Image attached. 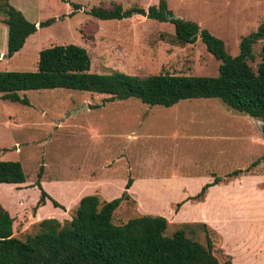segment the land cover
Listing matches in <instances>:
<instances>
[{
    "label": "rangeland",
    "instance_id": "rangeland-1",
    "mask_svg": "<svg viewBox=\"0 0 264 264\" xmlns=\"http://www.w3.org/2000/svg\"><path fill=\"white\" fill-rule=\"evenodd\" d=\"M10 2L32 23L39 24L48 20L55 22L49 27L39 28L37 33L29 37L25 47L18 54L8 58V27L3 23L4 16L0 15L2 72H36L39 69V55L42 50L55 45L73 44L89 52L92 73L122 72L141 77L159 74L201 77L219 75L220 62L207 51L200 39L194 44L182 46L175 44L172 41L175 36L174 25L142 15L144 11L149 14V8L158 5L159 0H10ZM75 4L80 5L81 9L76 11L75 15L69 16L75 11ZM113 4L122 5L124 10L137 8L139 11L132 17L122 20L103 21L89 15L94 7L109 8ZM168 6L174 17L194 21L201 28L223 39L232 56L239 54L242 37L256 31L264 18V0H168ZM262 45V42L258 43L254 49L256 60L252 61L251 65L255 69L262 61L260 56ZM20 95L27 98L31 105L2 100L0 94V161L20 162L27 178L26 183L18 186L0 184V203L5 204L15 216V235L25 239L28 234L39 231L37 223H34L37 218L34 208L40 199L41 191L33 185L38 180L41 167L44 166L42 186L57 201L76 194V191L68 194L62 183V180L69 178V173L75 172L71 171V168H77L82 173L96 171L100 177L104 174L113 175L114 181L108 186L107 194L115 195V198L122 195L125 189V187L122 189L123 180L130 176L127 175V161L118 159V152H121L119 149L112 154L114 165L110 170L101 166L102 160L105 159L102 156L101 140L97 138L105 134L102 113H91L90 105L81 106L83 100L97 103L105 95L67 89L25 91ZM130 102L132 106L140 108L142 113H150V118L152 112L160 113L159 110H167L163 107H150L134 98L130 99ZM201 102L218 103L222 108L225 106L218 99L183 101L175 107L176 109H169V113L164 117L167 120L169 118L174 120L182 114L183 119L188 114L187 110L193 111L194 116H197L201 109L193 110L191 106L202 104ZM231 112L238 118L251 120L248 115L233 110ZM149 121L154 123H143L142 126L141 162L133 173H129L136 178L149 174L162 177L165 173L181 178L183 175L202 173L208 169L228 173L236 167L251 164L258 159L257 155H263L260 146L246 141L252 137L249 127H244V134L237 135L232 141H225L224 132L212 131V134H209L211 138L220 141H193L189 146H179L174 140L182 131L185 135L188 130L189 136L196 135L189 137L191 140L200 137L204 140L208 134L205 133V129L192 127L191 123L186 126L187 130H183L181 126H172V122L169 123L171 125L160 128L155 119L151 118ZM261 122L263 121L255 123L253 137H262L264 128ZM179 125L185 126L183 122ZM82 128L84 130H81ZM167 138L169 140H166ZM158 143L165 145L168 151L164 155L171 159L154 161L146 158L149 155L146 147ZM191 180L194 182L186 186L184 192L179 193L151 194L144 186H138L133 191L132 198L140 204L139 212L142 215L157 214L169 220L170 225L166 232L168 236L178 230H184L188 237L204 245L207 243V237H210L214 253L223 261L228 257H223V251L219 250L221 239L212 231L213 227L211 226L208 233L199 224H183L187 222L186 219L201 217L218 226L220 234L225 237L224 248L228 254L236 250V240L257 236L260 229L264 230V221H257L258 215H262L264 220V206L257 207L251 204L257 198L264 200L263 192L254 191L250 195V191L245 189L237 194L231 190H224L212 194L211 199L214 201L212 203L196 201L185 203L184 215H177L182 209L178 208V204L189 196L197 195L203 187L198 189L197 185V182L203 181L201 177ZM170 182L176 183V180ZM168 187L177 189L175 184ZM236 196L241 198L240 202L235 199ZM135 201L124 203L116 212L114 217L116 224H122L137 214ZM72 210L74 209L70 207L68 212H71L64 214V211L49 205L41 214L52 216L50 218L65 216L71 220Z\"/></svg>",
    "mask_w": 264,
    "mask_h": 264
},
{
    "label": "trees",
    "instance_id": "trees-1",
    "mask_svg": "<svg viewBox=\"0 0 264 264\" xmlns=\"http://www.w3.org/2000/svg\"><path fill=\"white\" fill-rule=\"evenodd\" d=\"M75 15L81 9L74 5ZM139 11L124 10L120 4L112 7L98 6L90 10L94 18L122 20ZM0 15L8 27L7 57L12 58L26 45L29 37L39 28L51 26L55 20L32 23L10 0H0ZM168 0H159L149 8L148 17L175 26L173 43L194 44L198 39L207 51L220 62L217 77L159 74L146 77L122 72L97 74L91 72L92 60L87 49L77 45H55L44 49L39 55L36 72L0 71L1 99L30 106L20 93L67 89L86 93L108 95V101L138 99L150 107L171 108L182 101L218 99L230 109L264 122V18L258 29L242 37L240 52L232 56L223 39L190 20L172 18ZM263 43L262 61L255 69V46ZM100 105L94 108H100ZM264 157L247 170H237L229 175L239 176L260 164ZM44 166L38 174L34 187L41 191L34 212L50 200L55 208L65 209L53 199L42 186ZM26 174L20 162L0 161V184L21 185ZM222 179H216L219 183ZM129 179L125 191L118 198L106 200L100 194L85 196L73 210L71 220L61 222L45 219L37 223L39 231L28 234L25 239L15 235V218L0 203V264H232L231 257L221 261L214 253L213 241L207 237L206 245L188 237L184 230L167 235L170 222L157 215H136L122 224L114 217L124 203L132 202ZM206 185L194 197L201 201L208 188ZM185 201L178 204L181 207ZM209 233L210 227L201 224ZM227 258V257H226Z\"/></svg>",
    "mask_w": 264,
    "mask_h": 264
},
{
    "label": "crops",
    "instance_id": "crops-1",
    "mask_svg": "<svg viewBox=\"0 0 264 264\" xmlns=\"http://www.w3.org/2000/svg\"><path fill=\"white\" fill-rule=\"evenodd\" d=\"M103 95V94H102ZM110 96L105 95L100 101L97 103L92 102L90 100H83L81 106L83 105H90L89 111L91 113H102V121H103V130L105 134L98 137L97 139L101 140L102 144V156L105 160H102V165L105 166L106 170H110L112 166L114 165V160H112V154L118 149L121 152H118L119 156L118 159H123L127 161V175L130 176L127 180H123L122 183V189L126 187L129 179H132L133 183L131 188L129 189V193L132 197V193L138 186H144L145 190L150 192L151 194H160L165 192H184L185 187L189 186L192 181L191 179L200 178L203 179V181L197 182L198 189L201 188V186L211 185L204 198L201 201L196 202H202V203H212L214 202L212 198V194L220 193L224 190H231L235 192L236 194L241 192V190H247L250 191V195L255 192H263L264 193V160L260 162L259 165L254 167L249 172H243L239 176H232L229 177L230 174L237 170L245 171L247 170L254 162L264 157V133L262 134V137H253L254 134V125L255 123H259L261 120L254 119L250 117L251 120H248V118H238L235 114H232L230 108L223 106L222 108L220 104L218 103H209V102H201L202 104L191 106L193 110L199 109V114L197 116H194L193 111L187 110L188 114L185 116V118H181L182 114L178 116V118L172 120L169 118L167 120L166 114L169 113V109H176L175 107H178L179 104L175 105L171 108H165L167 110H159L160 113L152 112L151 118L155 119L157 124L160 128H164V126L171 125L169 123L172 122V126H181L183 130H187L186 126L188 123H191V126L198 127L199 129H205V133L208 134L204 139L201 140L200 138H195L193 140L189 139V137H194L196 135L189 136V130L186 132L185 135L182 131V133L179 135V133L176 135V140H174L175 143H177L179 146H189L191 145V142H216L220 141L216 138H211L209 134H212V131L217 132H224V135L226 136L225 141H232L233 139H236L237 135H242L244 127H249L250 133H252V137L250 139H246L247 142H249L252 145H257L262 148V154L263 155H257L258 159L252 162L249 165H246L245 167H236L233 171H230L228 173L226 172H217L212 171L211 169H208L205 172H195L192 175L187 174L183 175V177L180 178V176H173L170 174H162V177L155 176L153 174H149L147 176L136 178L133 177L132 174H129L130 172H134L136 169V166L141 162L142 159V144L143 141V132H142V126L143 123L150 124L154 123L152 121H149L150 113H142V110L140 108H137L135 105L132 106L130 99L125 101H108ZM197 100H210V99H197ZM191 101V100H187ZM100 105V108H94V106ZM159 107V106H155ZM86 108H88L86 106ZM164 108V107H163ZM204 109V110H203ZM186 110V109H185ZM234 111V110H233ZM236 112V111H235ZM163 116V117H162ZM171 119V120H170ZM246 119V120H243ZM175 121V122H174ZM243 121L245 122V125H243ZM183 122V125H179ZM264 128V122H261ZM88 129V128H86ZM117 129V131H116ZM81 130H84L83 128ZM88 132V131H87ZM264 132V129H263ZM150 135L153 134L152 132H147ZM220 134V133H219ZM100 135V134H99ZM204 136V135H203ZM165 137V136H164ZM215 137H218V135H215ZM151 139V138H149ZM231 139V140H230ZM166 140H169L168 138ZM95 146V143H93ZM149 151L147 159H153L154 161L160 160V161H168L167 156L164 154L168 151L166 149L165 145H158L155 146H147L146 147ZM188 149V147H187ZM260 156V157H259ZM146 159V160H147ZM217 160H222L221 158H216ZM251 162V161H250ZM140 166V165H139ZM92 167V166H91ZM75 170V172H71L68 175V179L62 180V183L66 187L67 193H73V191H76L75 195L70 196V198L64 197L59 199V203L65 207V209L56 208L64 211V214H68L70 212L69 209L72 207L75 209L81 199L88 195L93 194H100L102 197H104L106 200L111 201L115 199V195L107 194L108 186H110L114 179L113 175L110 174H104L101 177L98 176L97 172L91 171L89 172H80L79 169L71 168V171ZM101 178V179H99ZM216 179H222L219 183H214ZM170 180H176V183L170 182ZM261 182V183H260ZM96 183V184H94ZM93 184L95 185L93 188ZM171 184H175L177 186V189H172L171 187H168ZM22 185V184H21ZM18 186V185H17ZM202 187V188H203ZM18 189H21V187H17ZM92 190V191H91ZM202 190V189H201ZM125 191V189H124ZM123 191V192H124ZM122 192V193H123ZM75 193V192H74ZM49 194V193H48ZM50 195V194H49ZM51 196V195H50ZM196 196V195H195ZM220 196V195H218ZM217 196V197H218ZM52 197V196H51ZM194 196H189L186 198L185 203L193 202V200H190L189 198H192ZM216 197V200H217ZM238 202L241 201V198L239 199L238 196L235 197ZM56 200V199H55ZM133 202L135 201L132 198ZM237 202V204H239ZM137 204V212H139L140 204L135 201ZM184 203V204H185ZM195 203V201H194ZM216 203V201H215ZM264 200L257 198L252 201L251 204L254 206H264ZM182 205V209L179 214L177 215H184V206ZM3 205V204H2ZM49 205H53L50 200L47 201V204L44 207H41L37 210L35 215H37V218L35 219L34 223H38L45 219H50V215H42V211L44 209H47ZM4 208H6L13 218H15L14 214L11 213V211L8 209V207L4 204ZM241 206L242 202H241ZM55 208V207H54ZM73 211V210H72ZM156 214V213H155ZM142 215V214H141ZM157 215V214H156ZM264 215V214H263ZM159 216V215H157ZM192 218V217H191ZM258 222H263V216L258 215ZM261 218V219H260ZM54 219H57L59 221L68 220L65 216L62 217H56ZM183 224L190 225V224H206L210 228H212L218 237H220V248L219 250L223 251V257H231L232 264H264V230L263 228L260 229V231L257 232V236H249V238H245L243 240L238 239L236 240L235 246L236 250L231 251L232 254H228L227 250L224 248L225 245V237L220 234V228L216 225L211 224L208 222L205 218H188L186 219ZM212 226V227H211ZM263 226V225H262ZM15 228V225H14ZM223 259H221L222 261Z\"/></svg>",
    "mask_w": 264,
    "mask_h": 264
},
{
    "label": "water",
    "instance_id": "water-1",
    "mask_svg": "<svg viewBox=\"0 0 264 264\" xmlns=\"http://www.w3.org/2000/svg\"><path fill=\"white\" fill-rule=\"evenodd\" d=\"M142 15H143L144 17H148V13H147V12H145V11H144V12H142ZM172 18H176V17H174V16H173ZM263 137H264V136H263Z\"/></svg>",
    "mask_w": 264,
    "mask_h": 264
}]
</instances>
